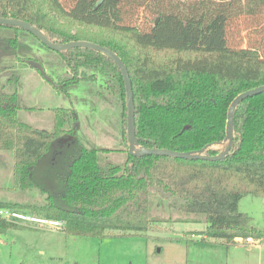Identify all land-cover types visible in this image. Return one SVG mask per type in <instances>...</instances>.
<instances>
[{
	"label": "trees",
	"instance_id": "obj_1",
	"mask_svg": "<svg viewBox=\"0 0 264 264\" xmlns=\"http://www.w3.org/2000/svg\"><path fill=\"white\" fill-rule=\"evenodd\" d=\"M83 1L65 0L70 6L67 12L60 0H0V16L26 20L54 42L89 40L116 52L130 75L135 134L142 146L176 151L206 147L209 155L220 152L225 147L221 141L230 102L240 92L264 84V0H86L92 11L96 6H133L134 20L122 24V16L111 25H98L110 35L67 27L79 21L72 11ZM146 6H153L149 10L154 15L152 26L139 21ZM160 24L165 26V36ZM0 30L8 33L0 34V150L13 152L12 177L18 189L35 188L45 194L43 202L0 199V207L61 221L66 234L144 232L159 221L149 215L148 194L154 190L171 199L170 208L204 216L203 241L210 238L234 244L238 237L264 238V231L252 226L251 216L238 208L247 194L264 197V92L238 104L233 145L222 159L135 157L127 152L123 165L110 164L98 154L112 149L88 147L79 141L75 124L65 128L76 120L75 109L54 108L51 129L21 120L19 72L1 61L6 56L19 57L22 35L34 38L57 57L60 69L47 62L45 70L56 91L69 96L81 81L96 82L95 94L119 108L126 142L125 88L115 62L88 48L51 50L15 26L0 24ZM158 36H167V40L160 42ZM162 49L175 54L163 60L152 55L153 50ZM34 60L44 67L42 61ZM68 135L72 138L59 145V139ZM68 144L75 146L74 151L57 169L56 162ZM41 164L55 178V185L36 178ZM22 226L0 217V235Z\"/></svg>",
	"mask_w": 264,
	"mask_h": 264
},
{
	"label": "rangeland",
	"instance_id": "obj_2",
	"mask_svg": "<svg viewBox=\"0 0 264 264\" xmlns=\"http://www.w3.org/2000/svg\"><path fill=\"white\" fill-rule=\"evenodd\" d=\"M60 1L66 7L64 10L69 12L70 6L65 5V0ZM132 7L129 4L97 9L96 6V10L92 11L85 0L72 11L79 21L66 26L73 30L110 35L107 28L98 25H111L114 19L122 16V24L134 20ZM146 8L139 13V21L152 26L154 15L149 10L153 6ZM111 11L114 12L112 15L109 14ZM159 20L157 18L156 22ZM160 28L165 36V26L160 24ZM0 34L8 33L0 30ZM21 39L23 46L18 52L19 57L6 56L1 61L7 68H15L19 72L18 117L35 127L51 129L54 108L75 109L76 120L72 119L65 128L75 124L81 143L88 147L112 149L98 155L107 163L123 165L128 142L122 138L119 108L110 106L95 94L96 82L87 84L81 81L78 90L72 91L69 96L58 93L53 83L27 62L28 59L37 58L42 61L45 70L49 68L47 62H54L56 70H59L56 55L40 47L30 36L22 35ZM157 40L165 42L167 36H158ZM175 40L180 41L182 37ZM174 54L166 49L152 51V55L159 60ZM4 79L2 75L1 81ZM73 148V144L64 146L60 162H56L57 169L64 165L62 162L71 155ZM45 164L38 167L35 177L42 184L55 185V178L44 170ZM12 166L13 152L0 150V199L43 202L45 194L38 189L20 190L15 186ZM148 198L149 215L159 221L153 222L144 232L106 230L103 236H83L66 234L62 229L47 224L19 222L23 224L21 228H10L0 235V264H264V238L259 239L258 245L244 240L234 244L210 238L203 241L205 236L201 232L206 226L203 215H185L170 208L171 199L162 197L154 190H150ZM238 208L251 216L252 226L264 231V197L247 194L240 199ZM185 219L195 221H183Z\"/></svg>",
	"mask_w": 264,
	"mask_h": 264
},
{
	"label": "water",
	"instance_id": "obj_3",
	"mask_svg": "<svg viewBox=\"0 0 264 264\" xmlns=\"http://www.w3.org/2000/svg\"><path fill=\"white\" fill-rule=\"evenodd\" d=\"M0 24L21 28L31 33L33 36H35L44 46L57 52L66 51L74 47H82V48H88L98 51L104 54L105 56H107L108 58H110L112 61H114L123 78L124 88H125L126 136L128 142V153L135 157H141L144 155H164V156H172L176 158L190 159V160H194V159L219 160L224 158L226 155L230 153V150L233 145L234 112L238 104L246 97L264 92V84H262L253 87L251 89L245 90L243 92H240L232 99V101L230 102L227 108L225 137L221 141L222 144L225 143V147L215 155L207 154L205 152L206 147L201 148L198 151H176L167 148H157L155 146L144 147L139 143V139L135 134V125H134L135 104H134L130 75L125 63L116 52L103 45H100L98 43L89 40H71L67 42H54L48 37V35L43 30H41L40 28H38L37 26L26 20L19 18L0 16ZM27 62L33 67L37 68L45 79L53 83L52 78L47 75L43 65L40 62L32 59H28ZM187 127L188 126H185V128ZM71 138H72L71 135H68L66 137H61L59 139V145H62L64 141L69 140Z\"/></svg>",
	"mask_w": 264,
	"mask_h": 264
},
{
	"label": "built area",
	"instance_id": "obj_4",
	"mask_svg": "<svg viewBox=\"0 0 264 264\" xmlns=\"http://www.w3.org/2000/svg\"><path fill=\"white\" fill-rule=\"evenodd\" d=\"M0 217L7 219V220L16 221V222L25 221V222L32 223V224H47V225H50L58 229H62L63 227V223L61 221L47 219V218H44V217H41L35 214L22 212V211L15 210L12 208H7V207H0ZM236 239H238L236 240L237 242L240 240H244L246 241V243H254L256 245L259 244V239H254L252 237H247V238L238 237Z\"/></svg>",
	"mask_w": 264,
	"mask_h": 264
}]
</instances>
